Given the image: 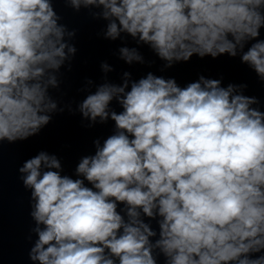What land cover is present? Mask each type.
Listing matches in <instances>:
<instances>
[{"label":"clouds","instance_id":"obj_1","mask_svg":"<svg viewBox=\"0 0 264 264\" xmlns=\"http://www.w3.org/2000/svg\"><path fill=\"white\" fill-rule=\"evenodd\" d=\"M55 3L106 22L97 36L119 40L114 55L128 66L156 63L123 44L131 37L161 73L227 56L264 85V0H0V170L5 143L40 135L57 114L78 113L88 129L113 124L74 177L46 150L19 166L31 264H264L260 98L247 83L203 74L183 85L125 70L115 83L102 61V82L86 77L84 98L64 102L77 29Z\"/></svg>","mask_w":264,"mask_h":264}]
</instances>
